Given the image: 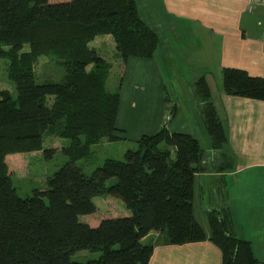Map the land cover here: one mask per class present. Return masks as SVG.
<instances>
[{"label": "trees", "instance_id": "1", "mask_svg": "<svg viewBox=\"0 0 264 264\" xmlns=\"http://www.w3.org/2000/svg\"><path fill=\"white\" fill-rule=\"evenodd\" d=\"M102 36L113 38L124 64L130 57L153 59L159 45L136 0H0V59L17 91L14 98L0 90V264H149L155 244L143 240L152 232L168 245L208 241L221 264H259L251 243L234 234L224 205L205 212L208 232L195 219L204 153L191 135L162 126L136 141L124 161L107 159L91 175L85 172L81 162L92 158L94 145L124 140L116 127L120 88L107 86L112 64L90 47ZM41 57L65 70L61 82H40ZM220 72L226 95L264 101V77L234 68ZM193 87L211 149L222 160L218 167L231 171L205 78ZM46 134L71 140L64 148L68 160L46 190L21 198L6 157L43 151ZM96 197L122 200L131 215L104 218L96 227L83 222L82 216L98 212ZM83 250L99 257L72 258Z\"/></svg>", "mask_w": 264, "mask_h": 264}, {"label": "crops", "instance_id": "2", "mask_svg": "<svg viewBox=\"0 0 264 264\" xmlns=\"http://www.w3.org/2000/svg\"><path fill=\"white\" fill-rule=\"evenodd\" d=\"M252 1L158 0L164 21L161 26L156 25L159 17L153 15V6L150 12L153 17L144 19L137 4L140 18L157 34V52L153 59L130 57L121 78H117L114 68L116 75L111 74L107 85L112 80L116 86L120 83L116 127L117 135L124 140L136 142L144 135L155 134L162 126L198 140L194 125L186 117V112L191 111L206 142L209 138L197 102L186 107L184 101L176 98L177 103L173 104L167 95L165 77L170 75L167 72L175 58L194 69L193 82L205 78L226 136L221 151L232 156L234 168L224 171L218 167L222 161L220 154L211 149L209 141L214 159L203 158V170L196 175L195 187L204 191L202 179L214 180L211 190L222 198L216 208L223 205L227 208L234 234L249 241L254 257L264 264V101L226 95L220 72L223 68H234L252 77H264V4L249 11ZM162 29L167 31L165 40ZM104 37L114 42L111 36ZM90 47L96 49L91 44ZM208 69H213L220 87L211 85ZM106 198L100 203L94 199L99 210L107 206L111 209L112 199ZM100 221L89 224L96 227ZM154 235L157 238L151 240ZM147 241L155 244L149 264H221L219 250L208 241L168 245L164 243L165 237L156 232L143 240Z\"/></svg>", "mask_w": 264, "mask_h": 264}, {"label": "rangeland", "instance_id": "3", "mask_svg": "<svg viewBox=\"0 0 264 264\" xmlns=\"http://www.w3.org/2000/svg\"><path fill=\"white\" fill-rule=\"evenodd\" d=\"M252 3L253 1L251 4ZM137 4L144 19H147L148 16L153 17L150 14L153 6V15H157V18L159 17V21L156 25L161 26L164 24V21L162 20V12L158 8V0H137ZM252 7L254 6L252 5ZM160 32L163 36V39L165 40L167 37V31L162 29ZM94 41L91 43V45L96 47V50H98L97 52L101 57L112 64L109 77L111 74L116 75L114 74L115 68V72L117 71L118 74L117 78L120 79L123 74L124 63L117 52L114 42L112 43V40L106 39L104 36L99 37L96 42ZM27 49L28 48L26 47V50ZM171 63L172 68L169 69V73L167 72V74L170 75L167 76L165 74V76H167L165 78L169 100L174 104L175 102L177 103L176 98H179L180 101H184L183 103L186 107L191 103H198L197 98L192 90L194 88L192 85L194 81L192 79L195 77L194 69L188 67V65L185 63H179L175 58L171 61ZM64 71L65 70L59 68V66H56L54 61L45 57H41L39 59V63L36 67V72L40 77V82L41 80H44V78H48L49 80L55 82H61L64 77ZM207 74L209 77H212L211 85L213 87L215 85L220 87V82L218 81L219 79H217V76H215L213 69H208ZM115 82V80L109 81L107 85L111 92H119L120 85L116 86V84H114ZM5 89L9 90L14 98L17 97L15 86L8 80L7 62L6 60L0 59V90ZM186 117L188 118V122H191L194 125V132L197 134L196 136L198 140H200L199 143L203 150L205 160L213 161L214 152L210 149L209 140L205 142L201 133H199V128L197 129L198 124L197 122H194L196 120L193 116V113L191 111L186 112ZM44 138L45 141L43 151L12 154L6 157V163L9 168L13 185L21 198L31 196L35 190H46L48 178L51 177L68 160L64 153V148L71 144L70 139L58 138L49 136L47 134L44 136ZM137 148V143L130 140H120L114 143L101 142L100 144L94 145L92 147V151L94 152L92 158L84 160L81 163L84 165L85 172L91 175L107 159L124 161L125 153L128 150H136ZM51 150H53L52 154L45 152ZM202 182L204 185H206V187H204V191H199L197 186L195 187L194 215L204 230L208 231L205 221V212L216 208L219 203H221L222 198L219 197L213 190H211V186L214 183L212 178L205 177L202 179ZM109 198L112 199L113 203L111 209L108 206L100 208L96 214L82 216L81 220L94 225L96 222H99L104 218H117L131 215V211L127 209L122 200L112 197ZM95 199L97 203H100L108 198L96 197ZM255 225H257V222H254V226ZM249 227L253 226L249 225ZM156 238L157 236L154 235L151 237V240ZM149 242L150 241H147L146 243ZM98 257V253L83 250L77 252L72 258L79 262H85Z\"/></svg>", "mask_w": 264, "mask_h": 264}, {"label": "built area", "instance_id": "4", "mask_svg": "<svg viewBox=\"0 0 264 264\" xmlns=\"http://www.w3.org/2000/svg\"><path fill=\"white\" fill-rule=\"evenodd\" d=\"M262 4H264V0H253V3L249 6L248 9H249V11H251L254 8V7H252V5L255 6V5H262ZM169 119H170L169 116H167L166 120L168 121Z\"/></svg>", "mask_w": 264, "mask_h": 264}, {"label": "water", "instance_id": "5", "mask_svg": "<svg viewBox=\"0 0 264 264\" xmlns=\"http://www.w3.org/2000/svg\"><path fill=\"white\" fill-rule=\"evenodd\" d=\"M224 229L226 230V227L224 226Z\"/></svg>", "mask_w": 264, "mask_h": 264}]
</instances>
